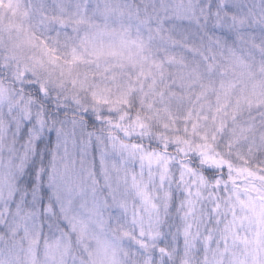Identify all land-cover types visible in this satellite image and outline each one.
<instances>
[{
  "label": "snow or ice",
  "instance_id": "6c2138e0",
  "mask_svg": "<svg viewBox=\"0 0 264 264\" xmlns=\"http://www.w3.org/2000/svg\"><path fill=\"white\" fill-rule=\"evenodd\" d=\"M0 264H264V0H0Z\"/></svg>",
  "mask_w": 264,
  "mask_h": 264
}]
</instances>
